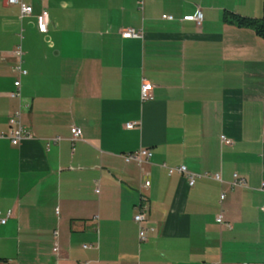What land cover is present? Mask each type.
<instances>
[{
	"label": "crops",
	"instance_id": "obj_1",
	"mask_svg": "<svg viewBox=\"0 0 264 264\" xmlns=\"http://www.w3.org/2000/svg\"><path fill=\"white\" fill-rule=\"evenodd\" d=\"M20 1L22 19L0 0V135L17 110L28 133L0 139V264H264V40L225 23L222 0ZM196 10L200 26L182 21Z\"/></svg>",
	"mask_w": 264,
	"mask_h": 264
},
{
	"label": "built area",
	"instance_id": "obj_2",
	"mask_svg": "<svg viewBox=\"0 0 264 264\" xmlns=\"http://www.w3.org/2000/svg\"><path fill=\"white\" fill-rule=\"evenodd\" d=\"M143 0H138L139 6H141ZM7 3L9 5H17L19 7V12H20V17L19 19H22L26 16L31 15L32 9L30 6H27L23 4L20 0H7ZM163 20H168L171 21L173 20V17L171 16H162ZM202 12L200 10H196L195 14L191 17H186L183 18L182 21H191L195 23L196 26H200L202 23ZM37 27L40 32H45V27L42 23V17H37ZM120 36L123 39H139L142 37L141 32L135 31L131 28H126L121 30ZM14 55L17 59V64L15 66V71L18 74V77L16 81L13 82V88L14 90L9 93V97L12 99H17L19 98V87H20V81L19 78L21 76H24L26 74L25 71H23L20 68V57H21V50L20 47H17L14 51ZM151 90V85L148 83H144L140 87V100L142 102L147 101L149 99V92ZM20 116L21 113L19 110L15 111L9 118H8V126L10 128L8 136H2L0 135V139L2 138H7L12 146H17L19 145L24 139L28 137V133L25 130V128L21 125L20 122ZM136 126L135 123H128L125 125L126 130H131ZM81 137V130L78 128L73 127L71 129V141H75L80 139ZM58 139H54L53 142H56ZM221 140L224 141L226 144H230V141L224 140V137H221ZM121 158L124 163L129 164V163H134L138 167H140L143 163L147 162L151 158V153L148 150H139L134 153H128L121 155ZM167 174L168 175H173V174H178L181 176H184L187 180L188 186L192 187L194 185L195 178L197 177L196 175H193L191 173H188L186 168L184 166H179V167H174V168H166ZM213 179L220 182V176L219 175H214ZM232 187H244L245 186V181L241 178H239L236 174L233 175V180L231 183ZM149 187L148 181H143L141 184V189L147 190ZM261 190L264 192V184L261 185ZM97 193V191H96ZM220 201L223 200V196H220L219 198ZM135 209L137 213L133 216V221L135 224L139 226V231H138V237L140 241H145L146 240V232L150 231L152 232V229H144L141 227V223L143 222L144 217L146 216V213L148 211V207L145 204V199L143 197L140 198V203L135 206ZM261 211L264 212V205L261 207ZM10 213L7 212L5 216L1 217L0 213V224H5L7 218H9ZM215 222L217 224L222 223V217L218 216L215 219ZM85 248V246L83 247ZM56 251V249H53Z\"/></svg>",
	"mask_w": 264,
	"mask_h": 264
},
{
	"label": "rangeland",
	"instance_id": "obj_3",
	"mask_svg": "<svg viewBox=\"0 0 264 264\" xmlns=\"http://www.w3.org/2000/svg\"><path fill=\"white\" fill-rule=\"evenodd\" d=\"M229 8H232L231 13L239 17L249 19H260L262 16L263 0H222ZM85 248L90 249L88 243H84ZM89 246V247H88Z\"/></svg>",
	"mask_w": 264,
	"mask_h": 264
},
{
	"label": "trees",
	"instance_id": "obj_4",
	"mask_svg": "<svg viewBox=\"0 0 264 264\" xmlns=\"http://www.w3.org/2000/svg\"><path fill=\"white\" fill-rule=\"evenodd\" d=\"M223 21L230 25H235L238 28H246L251 30L258 38L264 40V0L262 5V16L260 19H249L239 17L236 14L224 13ZM2 264H7L1 261Z\"/></svg>",
	"mask_w": 264,
	"mask_h": 264
}]
</instances>
